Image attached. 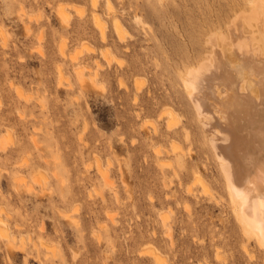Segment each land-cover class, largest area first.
<instances>
[{"label":"rangeland","instance_id":"obj_1","mask_svg":"<svg viewBox=\"0 0 264 264\" xmlns=\"http://www.w3.org/2000/svg\"><path fill=\"white\" fill-rule=\"evenodd\" d=\"M110 1L128 45L116 42L104 0L96 6L104 41L90 0H0V215L24 244L8 250L0 237V264H159L149 247L164 264H263L264 251L245 239L230 212L197 126L188 139L168 135L163 111L175 83L168 69L204 51L205 31L247 0ZM178 95L180 105L168 103L180 126L191 107ZM173 144L189 148L187 156L173 159ZM185 161L199 168L209 192L192 184ZM186 186H194L191 194ZM162 211L170 214L172 246ZM217 247L226 262L215 258Z\"/></svg>","mask_w":264,"mask_h":264},{"label":"bare ground","instance_id":"obj_2","mask_svg":"<svg viewBox=\"0 0 264 264\" xmlns=\"http://www.w3.org/2000/svg\"><path fill=\"white\" fill-rule=\"evenodd\" d=\"M97 2L98 0H90L91 16L101 40L104 41L106 39V24L100 13L97 12L96 6L99 3ZM104 7L110 15L108 16L111 19L116 42L124 44L126 31L122 27L121 15L114 10L110 0H104ZM65 11L60 10L59 14L62 20L68 21L69 15ZM28 23H24L27 32L31 30ZM133 23L138 24L139 20L135 18ZM2 32L0 30V33ZM204 36V51L195 54L194 58L188 59L186 57L174 69L166 67L168 71L173 72L175 83L173 86V82H170L169 88L171 90L167 93L168 100L164 104L169 106L168 102H171V104L180 105L182 102L178 95L180 93L186 98L191 110L187 108L188 120L178 126L180 116L178 117L171 106H169L170 109L166 106L167 108L163 109V111L166 110L167 117L166 123L164 122L165 132L168 135L178 134L188 139L190 136L188 128L192 125L197 126V130L201 134L200 140L203 148L217 166V175L222 180L223 188L227 193L230 212L240 225L242 235L246 240L253 239L256 245L264 251V0H247L244 5L233 9L221 25L209 27ZM4 42L3 44H5ZM128 43L130 42L125 43V45ZM64 46L65 42L62 41L59 48L62 54L64 53ZM103 55L106 58L103 59L106 61L108 60L107 57H111V54L108 56V50L103 52L102 57ZM71 59L76 61V55H73ZM111 59L113 60V58ZM111 59L109 58V60ZM116 61L117 67L121 68V61ZM99 63L100 61L97 62L98 65ZM155 66H158L156 60ZM98 69H100L99 66ZM97 76L99 75L95 71L91 75V81L94 82V77ZM117 80L118 85L122 86L121 76L117 77ZM138 81L135 80V84H133L135 91V93L132 92L131 97V104L133 105L136 104L138 96L136 90H139L141 85V82ZM178 86L181 89L178 90ZM152 104H156V102ZM140 113L135 110V115L138 118L141 117ZM152 122L149 123L151 131L156 133L158 130L157 122L156 125H154L155 121ZM141 127L147 128L148 126L142 124ZM186 149L185 151L183 147L173 144L168 154L171 153L173 159H176L179 154L186 157L189 148ZM156 153L158 157L161 154L159 150ZM188 156H190L189 153ZM158 165L162 167V164L158 163ZM183 165L186 170L187 167L191 168V181L196 182L191 183L196 185L198 182L201 184L204 193L209 192L202 180L203 177L199 168L186 161L183 162ZM102 176L106 184V170H103ZM27 186L29 185L27 184ZM189 186H186L185 191L191 194L194 186ZM210 198L216 199L213 195H210ZM183 207L186 212H190L186 202ZM168 214L169 212L162 211L160 220L164 233L172 246V225L168 219L170 214ZM0 237L5 241L8 250L12 245L14 247L22 245V240L10 231V227L1 218V215ZM18 241H21V245L18 244ZM151 248L145 249L150 254L149 256L155 262L164 264L160 254ZM219 249L217 247L218 251H214V256L218 262H221L224 259H221L223 255ZM245 251L251 254L246 248ZM250 256L252 257V255ZM224 261L226 262V260Z\"/></svg>","mask_w":264,"mask_h":264}]
</instances>
